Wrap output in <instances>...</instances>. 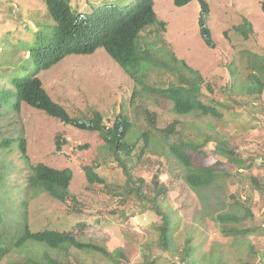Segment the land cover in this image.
Returning a JSON list of instances; mask_svg holds the SVG:
<instances>
[{
	"label": "rangeland",
	"instance_id": "obj_1",
	"mask_svg": "<svg viewBox=\"0 0 264 264\" xmlns=\"http://www.w3.org/2000/svg\"><path fill=\"white\" fill-rule=\"evenodd\" d=\"M132 1L70 0V5L75 12H84L89 9V2L96 6L112 2L124 7ZM203 1L208 6L205 25L215 44L213 49L205 44L199 32L197 0L183 7L175 6L172 0H154L156 23L141 32L140 45L147 47L156 59L170 61L168 53H172L198 71L204 80L203 100L211 96L229 111H224L221 120L196 113L176 115L171 103L144 89L146 86L166 88L176 83L172 73L150 67L137 78L140 81L137 84L101 48L89 55L67 56L37 77L50 98L72 118H90L93 112H98L106 126H111L120 113L130 118L132 132L138 140L128 167L135 178L145 180L144 191L149 201L154 197V189L160 187L154 188L151 182L155 175L165 187L164 195L157 198L156 204L171 223L172 246L177 252L189 240L194 264H256L258 254L264 251V230L260 235L256 231L243 238L226 237L221 233L222 226L213 218L226 212H237L244 217L248 208L254 220L247 219L238 228L260 227L263 220L264 191L258 187H264V91L258 96L249 90L255 81H251L252 73L264 82V72L253 68L256 65L264 69L261 60L264 0ZM244 21L252 28L248 39L236 30ZM53 25L43 0H0V92L14 91L11 84L14 78L32 76L35 67L26 53L36 45L37 33H43L46 38ZM206 85L211 86L213 94L207 92ZM14 102L10 98L0 103V168L5 178V187L0 189V210L6 218L3 231L9 242L12 243L11 237L16 231L13 226L22 223L26 215L32 231H70L83 243L105 248L109 256L75 249L56 254L35 247L31 253L12 250L0 264H27L28 261L46 264L42 261V252L60 264H145V255L147 260L158 259L157 264L173 259L156 245L158 235L153 229L161 224V218L152 204L120 194L125 178L102 148L103 141L97 132L64 125L24 103L15 112ZM146 110L154 113L156 124L150 134L152 145L148 147L143 146L141 136L149 128ZM174 121H177L176 134L169 139L162 138V130ZM179 136L192 139L200 146L208 138L207 146L199 147L204 149L203 166L220 164L224 171L230 172V177L202 191L201 195L193 191L185 183V169L168 154L165 146ZM20 140L26 144L31 166L43 163L59 170L71 169L73 178L69 190L76 197L77 206L58 202L46 193L31 198L25 192L31 166L21 161ZM229 151L250 168L230 164L226 156ZM85 166L93 167L104 184H88ZM135 217H145L147 221L135 227ZM146 245L150 247L149 252Z\"/></svg>",
	"mask_w": 264,
	"mask_h": 264
},
{
	"label": "trees",
	"instance_id": "obj_2",
	"mask_svg": "<svg viewBox=\"0 0 264 264\" xmlns=\"http://www.w3.org/2000/svg\"><path fill=\"white\" fill-rule=\"evenodd\" d=\"M177 7H183L193 0H172ZM200 5V17L198 19L199 32L205 44L214 48L211 33L205 25V17L208 16V6L203 0H197ZM48 16L52 19L54 25L51 26V32L46 38L44 34L38 32L37 43L26 54L32 61L35 71L32 76L26 79L14 78L11 82L14 91L7 90L0 92V103H6L10 98H14L13 109L19 112L21 104L44 112L47 116L57 119L64 125L72 126L81 131L97 132L101 140L105 152L112 159V162L122 171L124 176V187L120 188V194L132 195L142 203H151L157 215L161 218V224L153 230L157 233V247L173 256V259H166L163 264H194L191 262V246L188 243L183 249L177 252L171 241V223L168 217L160 211L159 205L156 204L157 198L164 195L166 189L158 181L157 175L152 179L154 188V197L148 198L145 193V180L143 178H135L128 165L132 154L137 147L138 136L133 134L132 122L130 118L120 113L111 126L103 123V118L98 112H93L90 118H72L66 110L54 102L44 89L37 74L41 71L50 69L65 57L70 55H89L97 49H103L110 58L119 65L123 71L129 75L135 83L139 84L137 79L150 68L155 67L165 72L172 73L176 78V83L169 84L166 88L144 87L149 94L164 101H168L172 105V111L179 116L196 113L198 115L209 117L214 120H221L226 107L215 101L211 96L204 101L202 89L204 80L198 71L190 68L184 61L178 60L174 54L168 53L170 61H162L152 56L150 51L140 45V34L148 26L156 23V15L154 12V0H133L124 7H118L115 3H105L101 6L88 4L87 11L75 12L70 5V0H43ZM264 13V2L262 4ZM161 28L164 25L160 24ZM237 32L241 31V35L248 39L252 32L251 25L244 21V24L236 28ZM46 36V35H45ZM43 37V38H42ZM264 62V55L261 57ZM169 62V63H168ZM256 66V65H255ZM253 68L261 73L264 72L263 67ZM251 77L253 89L249 90L252 95H261L264 91V82L257 79L254 73ZM144 86V85H143ZM142 86V87H143ZM209 94H213L210 85H206ZM132 95L130 104L134 98ZM146 120L148 122V130L141 134L143 146L152 145L150 139L151 131L156 128L155 115L150 111H145ZM177 121L172 122L162 130L164 139H169L176 134ZM205 143L207 144L208 138ZM164 143V140H161ZM200 146L196 141L186 137H177L170 144H166L168 154L175 159L179 165L185 169V183L192 188L193 191L200 193L219 185L223 178L230 177L229 171H224L220 164L214 167L203 166L202 156L207 145ZM6 144V142H5ZM57 148H60V141H56ZM165 144V143H164ZM19 150L21 153V161L26 166L29 164V157L26 154V144L23 140L19 142ZM227 160L235 164L238 168H250L245 162L242 163L233 151L226 153ZM31 173L26 178L25 192L32 198L41 193H46L54 200L62 203L70 202L76 205V197L70 193L69 187L73 178L71 169H55L43 163H38L29 167ZM85 178L88 184H104V180L95 172L93 167H83ZM4 170L0 168V189L5 187V178L2 173ZM252 180L257 185L254 178ZM260 190L264 191L261 187ZM24 204V203H23ZM246 213L242 217L237 212L220 213L213 219L219 223L221 233L226 237L235 239L246 237L250 234H263L261 226L248 229L238 228L245 220H254L253 213L246 208ZM5 215L0 210V263L9 255L12 250L31 253L35 247L46 248L56 254L67 253L70 249L78 251L98 253L109 256L108 251L93 243H83L75 237L70 231L42 230L32 231L28 225V219L24 215L22 223L13 226L17 231L11 237V242L6 233L3 231L5 224ZM21 222V221H20ZM19 232V233H18ZM146 251H150V247L146 245ZM42 261L46 264H60L57 259L49 256L46 252H42ZM55 254V255H56ZM259 261L264 264V251L259 253ZM122 257V256H121ZM148 255L144 256L145 264H157L158 259L148 261ZM33 263V261H30ZM29 264V261L27 262Z\"/></svg>",
	"mask_w": 264,
	"mask_h": 264
},
{
	"label": "built area",
	"instance_id": "obj_3",
	"mask_svg": "<svg viewBox=\"0 0 264 264\" xmlns=\"http://www.w3.org/2000/svg\"><path fill=\"white\" fill-rule=\"evenodd\" d=\"M262 214H263V220L260 223V226H261L262 230H264V210L262 211ZM133 221H134L135 227H139V226H142L147 221V219L145 217H135L133 219ZM256 264H261V262L258 261V263H256Z\"/></svg>",
	"mask_w": 264,
	"mask_h": 264
},
{
	"label": "clouds",
	"instance_id": "obj_4",
	"mask_svg": "<svg viewBox=\"0 0 264 264\" xmlns=\"http://www.w3.org/2000/svg\"><path fill=\"white\" fill-rule=\"evenodd\" d=\"M27 56H28V54H27Z\"/></svg>",
	"mask_w": 264,
	"mask_h": 264
}]
</instances>
